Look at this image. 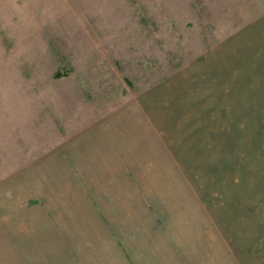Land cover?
<instances>
[{
    "label": "rangeland",
    "instance_id": "obj_1",
    "mask_svg": "<svg viewBox=\"0 0 264 264\" xmlns=\"http://www.w3.org/2000/svg\"><path fill=\"white\" fill-rule=\"evenodd\" d=\"M186 79L201 99L203 201L247 192L258 216L264 0H0V187L7 161Z\"/></svg>",
    "mask_w": 264,
    "mask_h": 264
},
{
    "label": "crops",
    "instance_id": "obj_2",
    "mask_svg": "<svg viewBox=\"0 0 264 264\" xmlns=\"http://www.w3.org/2000/svg\"><path fill=\"white\" fill-rule=\"evenodd\" d=\"M179 83L7 161L0 263L264 264L253 198L216 193L209 207L201 196V99Z\"/></svg>",
    "mask_w": 264,
    "mask_h": 264
}]
</instances>
